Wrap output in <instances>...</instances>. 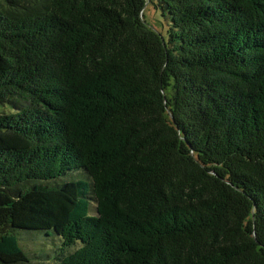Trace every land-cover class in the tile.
Returning <instances> with one entry per match:
<instances>
[{
    "label": "trees",
    "instance_id": "16d2710c",
    "mask_svg": "<svg viewBox=\"0 0 264 264\" xmlns=\"http://www.w3.org/2000/svg\"><path fill=\"white\" fill-rule=\"evenodd\" d=\"M50 256L264 264V0H0V264Z\"/></svg>",
    "mask_w": 264,
    "mask_h": 264
},
{
    "label": "rangeland",
    "instance_id": "374dc122",
    "mask_svg": "<svg viewBox=\"0 0 264 264\" xmlns=\"http://www.w3.org/2000/svg\"><path fill=\"white\" fill-rule=\"evenodd\" d=\"M168 17V14H164L163 11L158 6H155L153 2L148 3L144 8L145 22L164 36H167V30L170 24V19ZM93 202L94 200H92L91 213L95 212V203ZM16 234L19 237L21 247L30 258L39 256L37 259H41V256H46L50 250H54L55 245L53 244H55L56 241L51 238H46L47 236H52V233L17 229ZM42 236H44V238H42ZM45 259L48 260L47 263L49 264L55 263V261L51 259V256Z\"/></svg>",
    "mask_w": 264,
    "mask_h": 264
}]
</instances>
